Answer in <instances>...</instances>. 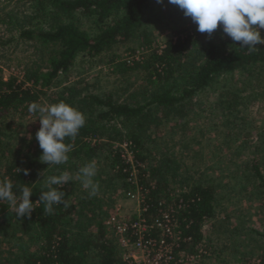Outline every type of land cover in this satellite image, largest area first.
<instances>
[{"label": "trees", "instance_id": "1", "mask_svg": "<svg viewBox=\"0 0 264 264\" xmlns=\"http://www.w3.org/2000/svg\"><path fill=\"white\" fill-rule=\"evenodd\" d=\"M172 20L179 23L170 27L172 36L154 48L152 28H168ZM0 26L10 36L7 42L26 43L33 49L20 78L3 77L0 71V180L9 178L17 195L29 187L33 194L29 199L35 203L40 192L48 190V177L67 172L72 178L53 185L64 192L70 206H55L52 214L43 203H35L30 216L17 218L15 209L0 201V264H130L103 224L117 191L135 188L119 148L122 144H127L136 164L135 183L146 207V236L159 238L160 231L152 224L160 210L172 206L180 238L175 254L203 247L216 254L218 264L225 263L220 257L224 248L208 244L201 232L216 217L222 181L185 171L173 149L154 152L147 144L164 122L186 118L198 97L215 84L220 118L210 128L223 138L228 151L248 155L240 176L230 178L233 185H251L264 208V120H250L255 104L264 111V45L249 51L225 33L203 37L183 10L168 2L157 8L156 0H0ZM137 42L143 56L126 60L119 50L126 47L133 55L137 49L129 46ZM83 65L107 66L117 80L141 74L142 83L136 88L127 85L120 93H100L91 90L94 85L80 88L81 82L67 84L62 79ZM233 79L240 86L234 88ZM61 101L82 112L86 120L74 141L65 139L72 144L68 161L45 164L37 140L27 155L13 153L9 116L31 114L32 102ZM89 162L97 165L94 180L100 185L92 197L76 178ZM259 237L264 245V232Z\"/></svg>", "mask_w": 264, "mask_h": 264}, {"label": "rangeland", "instance_id": "2", "mask_svg": "<svg viewBox=\"0 0 264 264\" xmlns=\"http://www.w3.org/2000/svg\"><path fill=\"white\" fill-rule=\"evenodd\" d=\"M164 3H167V0L157 3V8ZM177 25L179 23L172 20L168 28H162L160 25L153 27L151 35V38L155 39L153 47L161 48L163 42L172 36L170 27ZM218 32L223 33L219 26L210 36ZM260 32L264 38V29H260ZM197 34L203 37L209 36L207 33L198 32ZM9 39L10 36L0 26V42L6 43L3 46L0 43V71L3 77L13 75L20 78L23 64L33 54V49L26 43L7 42ZM129 47L137 49L133 55L126 51V47L119 50L126 60H138L143 56L144 51L138 49V42ZM62 79L67 84L79 81L80 88H84L85 85H94L91 90L100 93L109 91L120 93L121 89L123 90L127 85L136 88L142 83L141 74H129L123 77V80H117L109 75L107 66L90 68L89 65L70 70ZM232 85L235 88L240 86V83L233 79ZM217 89L218 87L213 84L206 93L198 97L194 109L183 120L175 118L164 122L158 133L153 135L147 144V149L156 152L164 151V147L171 148L180 159L185 171L202 172L212 175V178L217 181H222V188L218 192L216 217L206 222L201 231L203 238L209 241L208 244H214L218 247L217 250L224 248L220 257L226 262L221 264H264L262 263L263 239L259 237V234L264 232V208L260 195L251 185L243 183L233 185L235 180L230 178L231 175L240 173L248 155L241 153L237 155L234 150L228 151L223 144V138L210 128V124L220 118V111L215 108L219 93ZM42 105L47 106L44 102ZM250 109V120H255L257 123L264 120V111H260L259 104H255ZM38 119L39 116L33 113L25 116L18 114L9 116L10 126L7 134L8 141L13 145V153L23 157L27 155V150L35 145L36 133L41 126ZM239 173L238 176H240ZM228 181L231 183H227ZM226 183L228 187H225ZM125 193L122 190L117 191L113 196L114 203L108 214L117 207L123 217L134 213L136 203L127 200ZM108 235L117 242L109 231ZM214 256L216 254H209L204 264H218Z\"/></svg>", "mask_w": 264, "mask_h": 264}, {"label": "clouds", "instance_id": "3", "mask_svg": "<svg viewBox=\"0 0 264 264\" xmlns=\"http://www.w3.org/2000/svg\"><path fill=\"white\" fill-rule=\"evenodd\" d=\"M164 0H156L163 3ZM168 3L178 6L186 17H191L197 25V31L209 36L218 28L222 29L233 42H240L239 48L246 47L249 51L257 50L255 45H264V38L260 29H264V0H167ZM258 26V27H254ZM29 111L39 116L40 128L36 133L39 148L42 149L40 160L47 165H61L68 161L72 150L71 143L65 139L75 140L79 130L85 126L84 114L69 104L61 101L56 104L43 106L32 102ZM20 172L21 169H16ZM28 174V170H23ZM97 165L89 162L79 169L77 179L83 188L88 190L89 197L97 195L100 185L95 182ZM69 173L47 178V191L40 192L39 201L43 203L45 211L52 214L55 206L67 209L70 205L64 199V192L58 191L53 185H64L71 181ZM12 181L5 177L0 180V201H7L19 217L30 216L35 210L32 190L22 187L20 195L13 191Z\"/></svg>", "mask_w": 264, "mask_h": 264}, {"label": "built area", "instance_id": "4", "mask_svg": "<svg viewBox=\"0 0 264 264\" xmlns=\"http://www.w3.org/2000/svg\"><path fill=\"white\" fill-rule=\"evenodd\" d=\"M119 148L122 151V158L130 165L129 181L135 186L134 189L126 191L125 198L136 203V210L131 216L123 217L119 213V207L114 208L108 214L104 226L117 239L119 247L125 251L124 258L130 264H204L209 254L203 247L175 254L174 248L178 247L177 242L180 238L175 231L172 206L160 210L159 217L152 224L154 229L160 231L159 238L156 240L146 236L148 226L143 217L146 207L142 190L135 183L136 164L127 144H122Z\"/></svg>", "mask_w": 264, "mask_h": 264}]
</instances>
